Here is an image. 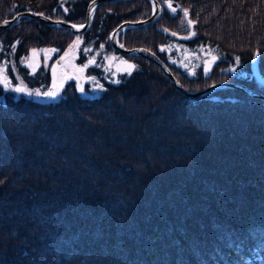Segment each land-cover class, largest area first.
<instances>
[{"label":"trees","instance_id":"16d2710c","mask_svg":"<svg viewBox=\"0 0 264 264\" xmlns=\"http://www.w3.org/2000/svg\"><path fill=\"white\" fill-rule=\"evenodd\" d=\"M88 1L0 0V20L32 9L81 22ZM159 2L156 22L126 29V46L153 50L189 88L236 80L264 93L250 70L258 53L264 75V0ZM164 3L187 10L193 34L180 42L211 48L208 71L189 75L168 62L161 46L189 27L178 7L173 15ZM149 13L148 0L103 1L75 50L117 52L110 30ZM21 25L0 31V69L13 89L35 90L77 34L36 19ZM35 46L49 54L30 71L18 56ZM129 57L135 67L102 72L94 96L35 100L0 85V264H256L264 257V99L237 88L188 96L153 61Z\"/></svg>","mask_w":264,"mask_h":264},{"label":"water","instance_id":"95a60500","mask_svg":"<svg viewBox=\"0 0 264 264\" xmlns=\"http://www.w3.org/2000/svg\"><path fill=\"white\" fill-rule=\"evenodd\" d=\"M103 1L111 2V1H120V0H89L85 7L84 20L81 22H73L68 19L60 18V17H52L42 11H37L32 9L19 10L15 12L12 16L5 17L2 20H0V31L14 24H17L21 21L36 19L48 26L57 27V28L65 27L67 28V30H69L72 33H77V34L83 33L90 27L94 17L95 10L97 6ZM148 1L150 3V13L147 16L138 19H124L119 23H117L110 30V32L108 33V41L111 47H113L115 50H117L122 54L128 56H143L153 61L161 68V70L168 78V80H170L172 84L181 93L185 95L202 96L209 94L213 91H216L218 89L237 88L251 97L264 99L263 92L259 91L258 89L244 82L236 81V80H217L207 84L202 88H189L180 82V80L177 78V76L174 74L171 68L153 50L142 45H135L131 47L126 46L123 40L121 39V36L124 34L126 29L132 27H142L151 24L158 19L161 13L162 5L159 2V0H148ZM164 7L167 8L171 14L173 15L175 14V12H173L171 8H169V3H164ZM172 8H174L173 5ZM5 21H7V23H5ZM73 25H75L76 27H73ZM68 54H69L68 51L61 53L60 56H58L49 67V71L51 75L50 84H49L50 88L56 86L55 71L57 65H60L61 60ZM210 63H211V59H209L206 62L204 69H207ZM250 70L255 80L261 84H264V75L261 73L258 67L257 53H254L252 59L250 60Z\"/></svg>","mask_w":264,"mask_h":264},{"label":"rangeland","instance_id":"374dc122","mask_svg":"<svg viewBox=\"0 0 264 264\" xmlns=\"http://www.w3.org/2000/svg\"><path fill=\"white\" fill-rule=\"evenodd\" d=\"M173 6L174 8L178 7L180 9L178 11L180 13L179 20L180 22H183L184 24H186L189 27V29L187 30L188 32L186 35L182 34L183 31L179 32V34L181 35H177V36L170 35L169 37H167L166 43L162 45L161 47L166 51V57L168 59V62L171 65H173L178 70L184 71L189 75H193V73L196 72V69L198 67H204L205 63L209 59L213 58V54H212L211 48H209L208 46L203 45V46H195L194 48H192V47L187 46L185 42L183 41L180 42L182 38H185L193 34V28H192V23L191 24L188 23L190 19L187 16H185V10L183 9V7L180 8L177 4L176 6L175 5ZM22 23L23 21L17 23V26H22L21 25ZM78 34L74 36L73 42H71L68 45L67 50H66L68 52L71 51V53L73 54L72 55L73 57H75L74 53L77 52L75 48L78 47V45H75L74 42L80 38ZM33 50H35V52ZM48 54H49V50L46 47H43V46H40V47L35 46L33 48L29 47L27 48V51H23V53L20 56H18V60L19 62L24 63L26 66H28L30 68V71H33L35 67L38 66L39 62H41V59L45 60ZM60 54L54 58L56 59L58 56H60ZM88 58L94 62V69H99L98 72H103L105 76H109V74H114L116 72H129L133 69V68H130L129 65H135L136 60H137L136 58L129 57L128 55L122 54L118 51L117 52L113 51L112 49L105 48V47H99L96 50L91 51L90 53L86 55L87 60ZM3 65L4 63L2 64V66ZM224 69L226 70L227 68H224ZM0 77H1L0 85H2V92H3V90L6 89L3 83L4 77L6 76L3 71L0 72ZM86 80L87 78H85V81ZM89 80H90V83L93 82V84H90V87L92 86L93 90L90 92L83 91L82 93H80L83 96H89V95L94 96L98 94V92H100L101 90V86H102L100 83L101 81H99L98 79H93V78H89ZM85 81H83L80 84H83ZM8 82H9V79H8ZM17 87H26V86H24L23 84H20ZM9 89H12L11 91L14 90L12 87L7 88L6 90L8 91ZM35 90H39L41 93H45L49 91L56 92L57 95L54 98L52 97H47V98L55 99V98L62 97L60 96L59 89L57 88L49 89L47 84L45 85L43 84ZM35 90H33V92ZM41 97L42 95L36 96L35 94H33L31 95L30 98L35 99V100H41L42 99ZM0 99H3V97L0 96ZM256 264H264V257H261L258 261H256Z\"/></svg>","mask_w":264,"mask_h":264},{"label":"flooded vegetation","instance_id":"af4514ba","mask_svg":"<svg viewBox=\"0 0 264 264\" xmlns=\"http://www.w3.org/2000/svg\"><path fill=\"white\" fill-rule=\"evenodd\" d=\"M71 51L69 52L68 55H66L62 60L60 65H57L56 71H55V84L56 86L53 88H57L60 91V96L64 95V92H77V93H82L83 91L85 92H90L92 91V86L90 87V80L89 78L93 79H98L99 81L102 78V72H98L99 69H94V62L88 58L86 59L87 53H81V52H76L74 53V56ZM73 57V59H72ZM55 59V58H54ZM53 59V60H54ZM52 60V62H53ZM51 62V64H52ZM213 63V58L211 59V63L209 64L207 69H204L205 71H208ZM50 64V66H51ZM87 65V67H85ZM206 65V63H205ZM204 65V67H205ZM49 66V67H50ZM49 67L47 69V81L45 84L48 85L49 89L50 88V71ZM203 67V68H204ZM6 76V75H5ZM85 78L87 80L85 81ZM1 79V77H0ZM83 81H85L83 84ZM44 84V85H45ZM42 99H50L47 98V96L42 95Z\"/></svg>","mask_w":264,"mask_h":264},{"label":"snow or ice","instance_id":"6c2138e0","mask_svg":"<svg viewBox=\"0 0 264 264\" xmlns=\"http://www.w3.org/2000/svg\"><path fill=\"white\" fill-rule=\"evenodd\" d=\"M169 8H171V10H172L173 12L176 11L175 8H172V5H171V4H169ZM187 15H188V12H187V10H185V16H187ZM5 23H7V21H5ZM188 23L191 24V23H193V21L189 20ZM73 27H76V26L73 25ZM173 35H176V33H173ZM33 51L35 52V50H33ZM257 54H258V53H257ZM239 60H240V58L237 57V58H236V63H237V65L239 64ZM85 67H87V65H85ZM129 67H130V68H134L135 65H129ZM229 70L232 71V72H236V67H232V68L229 69ZM2 71H3V69H0V72H2ZM240 75L243 76V75H246V73H244L243 71H241ZM3 83H4L6 89L10 87V85L8 84V78H7V77H4ZM101 87H102V86H101ZM14 91H15V92H18V93H26V94L29 95V96L35 94L36 96L44 95V96H47V97H52V98H54V97L57 95L56 92H54V91H49V92L41 93L39 90H35V91L33 92V90H29V89H27L26 87H16V88L14 89Z\"/></svg>","mask_w":264,"mask_h":264},{"label":"bare ground","instance_id":"6f19581e","mask_svg":"<svg viewBox=\"0 0 264 264\" xmlns=\"http://www.w3.org/2000/svg\"><path fill=\"white\" fill-rule=\"evenodd\" d=\"M168 65V64H167Z\"/></svg>","mask_w":264,"mask_h":264}]
</instances>
